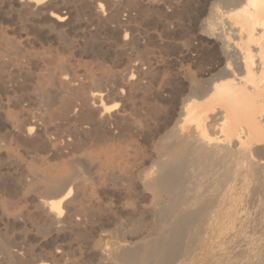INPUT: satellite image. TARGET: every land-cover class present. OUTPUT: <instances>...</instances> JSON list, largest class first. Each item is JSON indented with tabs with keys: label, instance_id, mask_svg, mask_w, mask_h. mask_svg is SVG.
Masks as SVG:
<instances>
[{
	"label": "bare ground",
	"instance_id": "1",
	"mask_svg": "<svg viewBox=\"0 0 264 264\" xmlns=\"http://www.w3.org/2000/svg\"><path fill=\"white\" fill-rule=\"evenodd\" d=\"M86 1L91 17L121 27L117 9L128 0ZM101 1L114 13L106 15ZM76 2L0 0V8L5 3L15 7L8 14L19 28L17 39L9 35L14 29L0 26V91L11 107L0 110V129L58 158L50 166L40 162L42 171L26 168L12 181L22 193H43L34 215L16 204L8 213L0 208L2 221L34 218L44 237L69 234L96 264H264V241L251 237L264 235V0H224L226 10L211 6L207 14L202 11L206 17L200 18L199 29L215 41L216 53L198 76L182 72L174 82L154 78L139 65L131 67L136 77L118 73L116 87L99 75L95 90L86 88L90 83L82 81L89 77L83 73L80 79L74 66L33 48L34 37L54 34L62 40L63 31L38 24L47 19L69 27V6ZM53 6L60 9L54 13ZM23 62L40 71V80L29 89L16 82ZM152 97L167 103L162 114ZM25 101L30 105H22ZM32 106L44 111L36 115ZM4 156L11 160L8 152ZM244 203L253 206L252 214ZM4 238L3 262L16 264L19 248L12 251ZM51 256L60 260L63 254Z\"/></svg>",
	"mask_w": 264,
	"mask_h": 264
},
{
	"label": "rangeland",
	"instance_id": "2",
	"mask_svg": "<svg viewBox=\"0 0 264 264\" xmlns=\"http://www.w3.org/2000/svg\"><path fill=\"white\" fill-rule=\"evenodd\" d=\"M81 1L82 0H78V2H76L73 6L72 5L69 6V9L71 10V19H69L70 21L69 27L59 28L55 26L53 23H51L50 21H48L47 19L39 22L38 25L40 26V23H41V27L48 28L49 26L50 27L53 26L55 28V32L63 31L62 32L63 38L61 41L58 40L56 36H53L54 34L51 35V37H48V36L41 37L43 39H41L40 37H38V39L34 36H31V37H34V43H35L33 45L34 50L36 49L37 51H40V53L46 52V51H47L46 53L51 52V54L54 55L59 62L61 61V62L72 65V67L74 66L73 68L74 69L76 68L75 75H79V76L81 75L80 79L85 78V76L89 77V78H85V80L83 79L84 81L82 82L90 83L88 86L86 85L87 87L84 85L86 88L90 90L96 89L97 87L96 82L100 80L98 78L99 75L102 78H104L105 76L108 77V78L105 77L106 79L110 78L109 82H111L112 84L110 85L109 83V87L110 86L116 87L118 85V82H119L118 80H119L120 75L126 74L130 76L132 74L134 77H136V73L134 74L135 69L131 67L139 66V65H140V69L143 72L148 70L147 72L148 73L151 72L150 76L152 75V77L154 78H160L162 76L166 79L173 80L174 82L178 81L179 74L182 72L189 73L191 75H193L194 73V76L195 75L198 76L197 71H199L200 73L203 66L213 61L215 57V53H216L215 41L208 37L209 36L208 33L206 31H203L204 30L203 28H200L202 29V32L199 29L200 18L201 20H203V18L206 17L205 16L207 14L206 10L207 8L211 6H217L218 9L221 8V10L222 8H224L223 10L227 9L226 7L227 5H225L226 3H224V0L222 1V3H220L221 0H182V1L181 0L180 1L179 0L178 1L177 0H163V1L162 0H131V1L128 0V1H124L121 4L120 8L117 9L119 11H117L118 13L116 14H119V15H116V17H118V19L116 20L120 21V22L118 21L119 24L121 23L120 24L121 27L117 28L116 24L115 26L111 24L113 27L104 24V22L101 21L102 18L100 19L94 16L91 17L89 15V12L91 15H92V12H91V8L89 7L88 1L83 0L84 1V3L82 1L83 4H81ZM241 1L242 0H240V2ZM100 3L103 4L104 9L106 8L105 9L106 15H109V13L111 14L114 13L115 9L111 8L110 5L106 3V1H101ZM7 4L8 3L3 4L2 7L0 8L1 9L0 26L2 28L6 27L4 29L9 30V31L11 28L14 29L13 34L9 32L10 33L9 35L19 39V35L17 33L19 31L18 24H17L18 20L14 16L12 17L10 14H8L12 12L13 10H15V7L12 6L11 3H9L8 5ZM222 5H224V7ZM55 9L59 10L60 7L53 6L51 9L52 12L56 13L57 11ZM204 10L206 14L202 13V11L204 12ZM61 11L62 13H64L66 10H61ZM181 14H184V15H181ZM3 15H5V17ZM179 16H182V17H179ZM195 16L198 18H196ZM84 19H87V20H84ZM99 21H101V23ZM44 23H45V26H44ZM124 23H127V24H124ZM123 24L125 26H123ZM111 27L114 29H112ZM198 31L201 33H198ZM204 32L207 35L204 34ZM197 33L198 35L202 34L205 36L203 37L198 36ZM125 34H128L127 40L129 41H127L126 44H123L122 37ZM206 36L208 38H206ZM188 42H190L189 45H188ZM185 44L187 45L186 47L188 49L184 47ZM194 46L196 47L194 48ZM138 51H141V53L139 52L138 54ZM151 55L154 56V58ZM137 56L139 60L138 58H136ZM144 56L145 57L147 56L148 58L152 57V59L149 58V61L146 62L144 60L146 59ZM202 57H203V60H201ZM202 61L204 62V64L202 63ZM197 62H200V63H197ZM148 65H150V67H148ZM194 65L195 67L197 66L198 68H195ZM20 66L22 67L21 68L22 73H18L19 75L16 73V80H17L16 82H18L19 84L21 83L20 88L28 87L27 89H29L30 87L35 85L36 82H38V80H40L39 79L40 71L35 66L27 64L25 62L20 63ZM61 72L64 73V71H61ZM83 73L85 76L83 75ZM118 73L120 75H118ZM176 73H178L177 76H176ZM114 76L118 78H115ZM172 77L175 79H173ZM94 82H95V87H94ZM153 88L157 89L156 87H154V85H153ZM105 89H108V88L106 87V88H103L102 90H105ZM7 103H8L7 95L3 93L2 91H0V108H1L0 110H4L3 112H5L8 109L10 110L11 109L10 104L8 103L9 105L8 106L9 108H8ZM151 103L154 104L155 108L157 107L156 108L157 112H161V114H162V111H164L162 110V108L165 109L168 106L167 103H165L163 99L159 100V98H156V97L151 98ZM27 104L30 105L26 101L22 103V105L24 106H27ZM158 105L161 107L159 108ZM33 107L34 109L36 108V110L38 109L37 112L35 113L36 115L37 113L41 114L42 110L44 111L43 108H37L35 106H32L31 110L33 113L36 111L33 109ZM0 132H1L0 135L2 134L0 136L1 137L0 138V208L4 209L8 213L9 211L11 212L12 208L15 207L17 204V209L19 208L18 210L25 212L29 209L27 212H32L34 211L33 206L36 205V201L39 200V198L41 200L44 198L43 193L41 192L31 193L30 191L29 192L27 191L26 193H22L25 191L21 192L20 190H18V188H16L15 186L16 180L14 182L12 181L14 180V178L15 179L18 178L24 172L26 168L29 169L31 167H34L37 170L42 171L41 166L39 167L41 163L42 164L45 163L49 166L50 164L54 165L58 162V158L57 156L55 157V155L52 152L51 154L44 147L40 146L41 148L38 147L39 149L35 150V148L34 149L31 148L28 143H26L25 145V142L21 143V141L17 139H13L14 137H12L9 134V132L5 129L1 128ZM7 152L11 155V160L9 162L6 161L7 158H5L4 156V154ZM36 158L38 159L37 161L38 165L34 163V159ZM7 188L9 189L13 188V190L12 189H11L12 191L6 190ZM34 194L35 196L40 194L42 198L39 195L37 197H33ZM18 195L20 196L18 197ZM25 196L27 197L29 196L28 197L29 199ZM33 198L35 199L33 200ZM6 200H9V201H6ZM8 203H10L11 205ZM250 205L247 204L248 206L247 207L246 204L244 203L243 206L246 207L247 212H250V214H252L253 213L252 211H254L255 209L253 208V206H250ZM228 210L229 209H226V208L223 210V213H222L223 217L226 215L225 218H227L229 213H226V212H229ZM32 215H34V212H32ZM25 218L26 219L16 223L17 225L16 224H6L2 221L1 214H0V239L2 240L6 235L4 239L8 238L11 241V247H10L11 250L15 251L17 248H19L17 249V251L21 254L19 260L16 261V264H22L24 262L30 263L33 260L38 261L35 264H74V263L75 264H96L90 252L87 251L85 246L80 241L78 242V240L75 239V237H71L69 234L66 235L68 237H66L65 235L61 236L62 234L58 235V237L53 234L47 235V237L46 236L44 237L43 234L39 233L38 225L35 222L34 218L30 219V221L32 220L31 222L27 221L28 219L27 217ZM251 237L257 240V242L264 241V235H261L260 232L253 233ZM53 239L55 242L53 241ZM59 251L61 254H63L62 259L55 260L54 258H51L50 260L49 257H52L51 255H54L56 254V252H59ZM45 256L48 259L45 260L44 258ZM2 257L3 256H1L0 254V264L4 263ZM21 258L23 259L22 262H21L22 260Z\"/></svg>",
	"mask_w": 264,
	"mask_h": 264
}]
</instances>
